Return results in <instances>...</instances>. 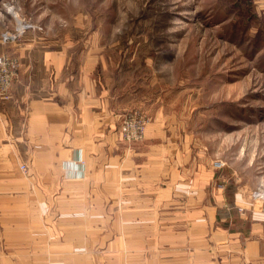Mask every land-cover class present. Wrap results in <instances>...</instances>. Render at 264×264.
Listing matches in <instances>:
<instances>
[{"label": "crops", "instance_id": "0c3cea01", "mask_svg": "<svg viewBox=\"0 0 264 264\" xmlns=\"http://www.w3.org/2000/svg\"><path fill=\"white\" fill-rule=\"evenodd\" d=\"M32 42L0 101V264H264L262 207L158 117L121 141L109 94Z\"/></svg>", "mask_w": 264, "mask_h": 264}, {"label": "rangeland", "instance_id": "374dc122", "mask_svg": "<svg viewBox=\"0 0 264 264\" xmlns=\"http://www.w3.org/2000/svg\"><path fill=\"white\" fill-rule=\"evenodd\" d=\"M0 41L19 63L8 100L36 41L109 94L121 141L158 117L264 211V0H0ZM128 114L143 139L123 137Z\"/></svg>", "mask_w": 264, "mask_h": 264}, {"label": "built area", "instance_id": "2783aa9c", "mask_svg": "<svg viewBox=\"0 0 264 264\" xmlns=\"http://www.w3.org/2000/svg\"><path fill=\"white\" fill-rule=\"evenodd\" d=\"M19 69V63L15 59L0 57V98L8 100L9 92L12 85V79ZM147 124L146 117L135 114H128L127 121L122 123V134L127 141H138L143 139ZM22 171L26 166H21Z\"/></svg>", "mask_w": 264, "mask_h": 264}, {"label": "bare ground", "instance_id": "6f19581e", "mask_svg": "<svg viewBox=\"0 0 264 264\" xmlns=\"http://www.w3.org/2000/svg\"><path fill=\"white\" fill-rule=\"evenodd\" d=\"M23 27V26H22ZM24 28V27H23Z\"/></svg>", "mask_w": 264, "mask_h": 264}]
</instances>
